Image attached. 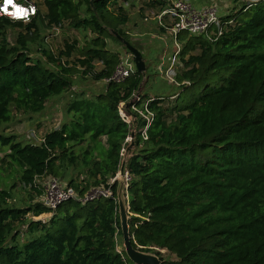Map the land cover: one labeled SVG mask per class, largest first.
<instances>
[{"label":"trees","instance_id":"16d2710c","mask_svg":"<svg viewBox=\"0 0 264 264\" xmlns=\"http://www.w3.org/2000/svg\"><path fill=\"white\" fill-rule=\"evenodd\" d=\"M117 1L40 0L45 10L37 4L28 22L0 16V125L13 113L41 112L74 77L104 81L112 75L121 55L108 38L120 43L116 31L133 45L124 28L129 15ZM164 3L147 0L153 8ZM231 13L221 17L232 22L215 41L178 33L181 90L171 105L160 96L143 98L153 117L146 139L140 132L145 120H136L131 150L118 105L130 111L145 74L136 69L107 81L100 93L75 94L69 119L41 142L0 133L7 164H17L21 185L35 192L17 205L11 191L0 188V264H135L119 250L111 182L125 154L134 247L162 264H264V0ZM65 25L81 30L83 43L64 38L55 52L42 34ZM10 29L18 30L13 40ZM33 45L39 56L31 55ZM73 169L84 176L76 181ZM46 176L67 180L78 197L93 188H110L113 195L70 198L52 210L37 200L44 187L36 179Z\"/></svg>","mask_w":264,"mask_h":264},{"label":"rangeland","instance_id":"374dc122","mask_svg":"<svg viewBox=\"0 0 264 264\" xmlns=\"http://www.w3.org/2000/svg\"><path fill=\"white\" fill-rule=\"evenodd\" d=\"M39 5L41 11H44V7L40 0H32ZM122 0H118L116 3H121ZM248 0H210L208 5H216L219 10H222V15H228L233 10L238 11L243 4H247ZM116 4V5H117ZM132 4L128 9L130 14V21L124 25L125 30L129 34V38L133 45L138 48L143 55L145 62V74L144 80L140 85V94L143 98L159 97L163 98L165 104L171 105L174 100L172 95L180 92L181 88L176 86L173 82H170L165 75L166 67L173 64L171 74L174 75L181 71V63L178 58L175 61L171 60V54L175 50V45L171 34L161 32L159 25L154 19H145V13H148L153 7L147 6V0H141L138 5ZM142 11V15L140 11ZM234 13V12H233ZM232 14V13H231ZM18 30L10 29L11 35L9 37L13 40ZM83 32L76 30L68 26H64L60 30L55 28L50 30H44L42 36L44 43L53 51L57 52L63 46V39L69 40L77 39L79 44L83 43ZM92 33H87L90 37ZM111 48L120 51L122 59H128L133 61V57L129 51L126 50L123 44H120L112 39L108 38ZM178 43L183 45V41L178 39ZM196 52V51H195ZM34 57L39 56L38 45L32 46V54ZM134 62V61H133ZM99 67V63L96 64ZM105 81H94L88 77L80 78L74 77V83L72 87L58 95H51L46 103L45 108L41 112L36 113H13V118L8 123L0 125V133L2 134H15L18 139L22 141H29L38 143L47 131L58 128L62 122L69 119L66 112L68 102L74 97L75 94L83 92L86 96H92L102 92L105 89ZM104 140V138H102ZM6 147L0 146V188L5 187L12 193L11 202L17 205H22L30 201V197L34 195L30 188H25L19 181L20 168L17 164L10 165L5 154L7 153ZM125 154V153H124ZM129 154H125L128 156ZM71 170V169H70ZM69 170V171H70ZM73 177L78 181L84 174L78 175L76 170L73 169ZM49 181V177H41L36 179V182L44 187ZM63 184L67 183V180L61 181ZM14 185V187H13ZM12 187V189H10ZM37 200L39 198L37 197ZM48 214H41L38 216L40 219H44ZM30 217V214L27 216ZM21 229L22 226H21ZM22 238V235H21ZM123 248V245L119 246V250ZM163 253L164 250H161Z\"/></svg>","mask_w":264,"mask_h":264},{"label":"built area","instance_id":"2783aa9c","mask_svg":"<svg viewBox=\"0 0 264 264\" xmlns=\"http://www.w3.org/2000/svg\"><path fill=\"white\" fill-rule=\"evenodd\" d=\"M255 1L257 0H248V3H253ZM14 2L15 4L24 8L34 9V12L30 13L28 21H30L31 18L36 15L38 5L35 3V1L14 0ZM0 3H2V0H0ZM138 3L139 0H122L120 5L123 8L128 9L132 4ZM222 16V13H220L216 5L196 7L192 0H165V3L162 7L150 9L148 13H145L144 20H156L159 27H164L171 34L176 47L171 54V60L175 61V59L178 58L181 49V45L178 43L177 39L178 33L184 31L190 35L203 36L209 41H215L218 35L223 32L225 25L232 22L231 19L222 22ZM165 18L168 19L167 24H165ZM20 21L25 22L23 19H20ZM55 29L60 30L58 27ZM130 54L131 53H129V55ZM172 67L173 64H170L166 67L165 75L170 82L178 85L179 83L176 81L175 75L173 77L171 74ZM135 69L136 68L133 61L131 62L128 61V59H122L120 57V61L117 64L114 72L104 81L107 82L109 80H122L133 73ZM148 102L149 99L142 100L140 89L138 88V90L132 93V96L129 100V112L124 109V102H120L118 105L119 114L121 118L129 125L130 132H135L136 120L138 118L145 120L146 125H144L140 131L141 136L144 139L147 138L146 129L153 117L152 111H150L147 106ZM115 178L116 175L111 179V182H114ZM128 179L129 175H127V181ZM61 181L62 180L57 177H49V181L46 183V185H44L43 194L39 198V200L45 206L52 210L70 198H78L81 201H86L96 196L112 197L113 195L110 188H93L83 197H78L75 189L72 186H69L67 183L63 184Z\"/></svg>","mask_w":264,"mask_h":264},{"label":"water","instance_id":"95a60500","mask_svg":"<svg viewBox=\"0 0 264 264\" xmlns=\"http://www.w3.org/2000/svg\"><path fill=\"white\" fill-rule=\"evenodd\" d=\"M115 37L123 44L127 51H129L133 57L135 68L138 72L144 73L146 66L143 59L142 52L132 45L128 40L123 38L118 32L113 31ZM131 141L126 148V151L131 150L133 145L134 132H130ZM127 156L121 160L118 172L116 174V201L119 212V220L122 232V245L127 257L135 264H162L161 259L154 253L145 252L137 249L132 245L131 236L129 234L128 226V214L129 204L127 201L126 189H127V175L126 170Z\"/></svg>","mask_w":264,"mask_h":264},{"label":"clouds","instance_id":"9594fccd","mask_svg":"<svg viewBox=\"0 0 264 264\" xmlns=\"http://www.w3.org/2000/svg\"><path fill=\"white\" fill-rule=\"evenodd\" d=\"M34 9L24 8L20 5L15 4L14 0H2L0 3V15H6L13 20L23 19L25 22L28 21L30 13H33Z\"/></svg>","mask_w":264,"mask_h":264},{"label":"crops","instance_id":"0c3cea01","mask_svg":"<svg viewBox=\"0 0 264 264\" xmlns=\"http://www.w3.org/2000/svg\"><path fill=\"white\" fill-rule=\"evenodd\" d=\"M141 0H139L140 2ZM209 1L210 0H192L193 4L196 6V7H202V6H207L209 4ZM139 4V3H138ZM138 4H134V5H138ZM140 11V10H139ZM220 13H222V10H219ZM126 12L128 13L129 15V21H130V14L128 12V10H126ZM141 15L143 14L142 11H140ZM128 21V22H129ZM155 97V96H153Z\"/></svg>","mask_w":264,"mask_h":264}]
</instances>
